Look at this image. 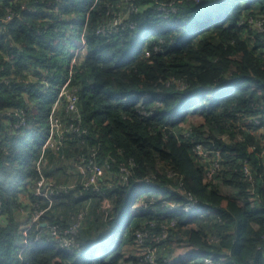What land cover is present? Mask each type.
<instances>
[{
	"label": "trees",
	"instance_id": "1",
	"mask_svg": "<svg viewBox=\"0 0 264 264\" xmlns=\"http://www.w3.org/2000/svg\"><path fill=\"white\" fill-rule=\"evenodd\" d=\"M161 4L176 11L166 17ZM9 9L0 30V264H153L148 254L163 264H264V30L251 21H264V0H0V16ZM117 14L119 30L99 32ZM69 77L87 131L68 133L57 155L44 145ZM191 114L202 123L187 126ZM84 156L111 164L112 186L59 191L43 217L65 228L87 210L79 246L37 240L48 228L24 231L18 210L47 207L34 194L39 179H73ZM191 196L197 208L187 212Z\"/></svg>",
	"mask_w": 264,
	"mask_h": 264
},
{
	"label": "built area",
	"instance_id": "2",
	"mask_svg": "<svg viewBox=\"0 0 264 264\" xmlns=\"http://www.w3.org/2000/svg\"><path fill=\"white\" fill-rule=\"evenodd\" d=\"M160 8L167 12L169 17L170 12H175V5L168 6L167 4H161ZM15 13L13 10L9 9V12L4 16H0V30L5 29L4 23L7 20L12 19ZM257 24L261 30H264V21L262 19H251ZM124 24V17L120 14L115 15L114 19L110 20L109 23L103 25L99 29V32L112 33L117 32L119 28ZM79 47L75 49V57L73 62L76 61V58L79 53V48L84 46L86 43L85 34L82 38L76 39ZM80 96L77 92V89L72 86L71 78L69 77L61 86L59 94L56 100L53 102V109L50 115V130L48 138L44 145L45 149L51 148L54 153L59 155V150L61 146L65 143L68 133L77 131L80 133H85L86 128L82 126V112L79 105ZM198 152L203 154L202 146H198ZM96 152H93L95 156ZM220 155V152L218 151ZM48 158L44 155L38 160V169L41 171L42 165L47 163ZM73 168H75L78 176L69 179L67 182L57 183L53 177L42 176L37 184V187L34 190L35 195L41 197H46L50 200V204L47 207H43L40 204H36L34 209H31L30 206H22L18 210V215L24 210V214H21L22 229L27 231L28 227L33 223H39L40 227L46 226L48 228L44 234L41 232L37 235V240H40L43 243H49L50 241L58 242L63 248L73 251L79 245L73 239L79 233L81 221L85 218L87 210L80 211L77 215V220L72 225L63 228L58 223L50 224L48 221H45L43 217L49 210L51 203L53 202V195L63 190H70L72 188L82 187L81 192L86 190H93L101 192L103 184H108L112 186L111 181L115 178L111 174V164L106 161L104 164H100L95 160L94 157H80V159L75 163ZM219 163L215 161V167H218ZM72 168V167H71ZM246 174L252 178V173L250 168L246 167ZM131 175V168L124 166L121 170L120 177L124 183H128L129 177ZM105 192V191H104ZM105 194V193H103ZM93 198H89L87 204L92 201ZM197 208L196 199L194 196L190 197V201L184 205V210L187 212H193ZM5 221V216L0 209V223ZM44 237V238H43ZM156 254H148L147 260L151 261L153 264H163V262L158 261ZM205 264L212 262V259L209 257L203 258Z\"/></svg>",
	"mask_w": 264,
	"mask_h": 264
},
{
	"label": "rangeland",
	"instance_id": "3",
	"mask_svg": "<svg viewBox=\"0 0 264 264\" xmlns=\"http://www.w3.org/2000/svg\"><path fill=\"white\" fill-rule=\"evenodd\" d=\"M84 17H85V13L84 12H82L81 14H79L78 15V17H77V24H76V27H75V30H76V35L77 36H79L80 35V32H81V30H82V27H83V24H82V22H83V20H84ZM67 59H69L70 58V56H71V54H70V52H67ZM202 121H203V117L202 116H200L199 114H191L190 115V119H189V122L186 124L187 126L188 125H190V124H196V125H198V124H200V123H202ZM228 138V137H227ZM70 160V158L69 157H67V159H64V160H59L58 161V163H59V167H61V166H63V165H66V164H64V162H67V161H69ZM73 167H74V165H73ZM64 168L65 169H67L68 168V166L66 165V166H64ZM68 171V170H67ZM13 178V177H12ZM15 178V177H14ZM63 210V209H62ZM21 214H24V210H22L21 212H20ZM21 214H19L21 217H22V215ZM76 219H77V215H76ZM93 218H92V216H90L89 218H87V220H86V223H85V226H86V228L89 226V221L90 220H92Z\"/></svg>",
	"mask_w": 264,
	"mask_h": 264
},
{
	"label": "crops",
	"instance_id": "4",
	"mask_svg": "<svg viewBox=\"0 0 264 264\" xmlns=\"http://www.w3.org/2000/svg\"><path fill=\"white\" fill-rule=\"evenodd\" d=\"M60 175V177L62 176V174H58V176ZM24 198H26V195L24 196Z\"/></svg>",
	"mask_w": 264,
	"mask_h": 264
}]
</instances>
